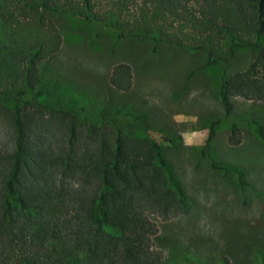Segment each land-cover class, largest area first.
<instances>
[{
	"label": "trees",
	"instance_id": "trees-1",
	"mask_svg": "<svg viewBox=\"0 0 264 264\" xmlns=\"http://www.w3.org/2000/svg\"><path fill=\"white\" fill-rule=\"evenodd\" d=\"M107 1L102 10V0H0V264H168L152 243L153 216H178L192 200L166 153L173 139L135 123L130 104L104 115L49 98L39 62L62 41L51 15L150 40L153 50L166 42L201 51L205 64L255 48L249 65L223 72L212 91L226 113L231 96L264 106V0ZM133 78L120 60L108 82L129 92ZM252 124L264 140V126ZM235 135L232 123L230 142ZM209 166L248 184L237 165L210 157Z\"/></svg>",
	"mask_w": 264,
	"mask_h": 264
},
{
	"label": "rangeland",
	"instance_id": "rangeland-1",
	"mask_svg": "<svg viewBox=\"0 0 264 264\" xmlns=\"http://www.w3.org/2000/svg\"><path fill=\"white\" fill-rule=\"evenodd\" d=\"M102 2L100 9L110 6L107 0ZM51 18L62 41L39 68L55 105L84 101L86 109L109 115L114 106L130 104L139 116L135 123L173 139L165 145L166 153L192 200L178 216H153L157 232L152 243L168 264H222V258L229 264H262L264 140L252 120L264 126V106L231 96L226 113L212 91L223 72L245 69L256 49L237 48L229 64H205L201 51L166 42L153 50L150 40L117 37L96 22L63 13ZM120 60L132 65L129 92L115 91L108 82L112 64ZM133 116L120 121L127 124ZM232 123L237 143L229 141ZM210 157L241 167L248 184L242 186L234 176L210 168Z\"/></svg>",
	"mask_w": 264,
	"mask_h": 264
}]
</instances>
